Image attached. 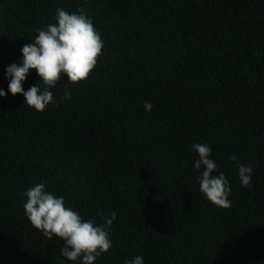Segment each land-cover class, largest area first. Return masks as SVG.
I'll use <instances>...</instances> for the list:
<instances>
[{
    "label": "trees",
    "instance_id": "obj_1",
    "mask_svg": "<svg viewBox=\"0 0 264 264\" xmlns=\"http://www.w3.org/2000/svg\"><path fill=\"white\" fill-rule=\"evenodd\" d=\"M57 8L84 9L104 47L85 81L61 76L42 112L0 97V264H79L25 217L22 193L38 183L97 225L115 213L95 264H264V0H0L6 93L7 66ZM36 83L33 69L23 89ZM197 143L230 208L199 191Z\"/></svg>",
    "mask_w": 264,
    "mask_h": 264
},
{
    "label": "clouds",
    "instance_id": "obj_2",
    "mask_svg": "<svg viewBox=\"0 0 264 264\" xmlns=\"http://www.w3.org/2000/svg\"><path fill=\"white\" fill-rule=\"evenodd\" d=\"M55 22L46 28L37 29L33 41L24 44L20 49L21 61L7 66L5 76L9 79L7 93L0 89V97L7 94L22 95L23 105L42 112L55 101L53 92L61 76H66L72 84L85 81L94 70L98 57L104 47L100 33L94 27L91 17L84 9L68 12L57 8ZM35 70L39 82L23 89L30 70ZM70 97L65 89L61 101ZM146 111H151L150 101L144 102ZM198 159L193 168L200 172L198 177L199 191L214 206L230 208V185L223 173L217 172L218 165L210 158L212 149L207 144L192 145ZM236 160L235 155L230 157ZM238 177L242 187H252V166L238 164ZM26 202L23 204L24 215L29 223L46 238L54 236L64 242L60 254L68 261L79 264H95L103 253L112 247L109 236V227L116 219L115 213L106 217L103 224H95L93 220H85L81 215L65 206L63 197L46 191L45 183H38L29 187L24 193ZM125 264H144L142 256H135L126 260Z\"/></svg>",
    "mask_w": 264,
    "mask_h": 264
}]
</instances>
